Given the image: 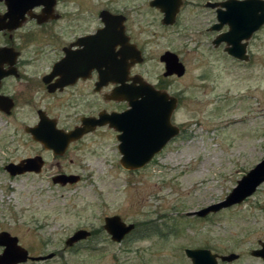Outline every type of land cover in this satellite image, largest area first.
<instances>
[{"label":"rangeland","instance_id":"1","mask_svg":"<svg viewBox=\"0 0 264 264\" xmlns=\"http://www.w3.org/2000/svg\"><path fill=\"white\" fill-rule=\"evenodd\" d=\"M149 1L61 0L58 11L61 24L75 14L89 24L103 5L126 9L136 20L133 29L144 54L136 70L179 96L174 119L182 133L139 169L119 165L113 140L101 133L74 146L62 166H52L49 153L23 130L32 113L21 103L9 129L0 123V220L10 221L24 242L57 251L50 264H191L184 248L239 256L220 264H264L250 254L264 241V182L239 204L205 217L187 214L223 199L264 158V28L252 40L254 61L240 65L212 45L214 14L195 0H184L179 21L167 26ZM165 50L183 63L181 76L162 75L159 55ZM35 154L46 158L41 176L12 177L2 168ZM58 170L79 174L80 180L55 186L45 174ZM113 214L138 224L131 240L109 238L103 223ZM79 228L92 234L67 246L66 238Z\"/></svg>","mask_w":264,"mask_h":264},{"label":"flooded vegetation","instance_id":"2","mask_svg":"<svg viewBox=\"0 0 264 264\" xmlns=\"http://www.w3.org/2000/svg\"><path fill=\"white\" fill-rule=\"evenodd\" d=\"M49 1L52 2L49 11L45 4H39L28 9L23 16H18V11L11 13L5 2L0 1V26H3L0 29V123H5L4 130L7 125L9 129V121L12 117H16L19 108L23 105L29 106L32 114L27 117L28 122L24 123L23 130L46 153H49L54 160L52 166H62L60 161L70 154L74 146L81 145L85 140H90L92 136L99 133L111 137L115 152L118 155L119 165L123 166L121 164L122 150L128 151L130 146L132 147V140L130 136L127 138L126 132L129 133L130 130L139 127V123H137L138 101L140 99L138 79L141 75L136 68L143 61L144 54L142 55L143 50H141L142 48H140L135 37L136 31L133 29L136 20L131 18L129 12L126 9L123 10L122 7L113 9L103 5L102 8L94 11L95 18L90 20L89 24L86 19L74 18L76 14L67 19L66 24H61L63 13L58 11L61 0ZM221 1L225 0L193 1L195 5H201L214 14V20L209 26V30L219 22L218 9L221 8L220 5L212 7L209 4ZM253 1L259 3V0ZM183 5H186V2L181 0L173 25L179 21ZM155 8L161 14V23L165 26L172 25L165 24L163 12L159 8ZM102 11H108L115 18L103 19L101 17ZM91 22L93 24H90ZM263 28L264 23L252 31L247 39L240 41L244 50L240 58L226 50V48L234 47L232 44L228 45L225 41L214 42L219 34L228 29L227 25L216 31L211 42L214 47L221 48L231 61L240 65H250L255 56L251 50L252 40ZM27 51H30L31 55L26 54ZM136 52H139L142 57L140 62L138 61L139 53L136 56ZM163 53L159 55V61L164 67V62L160 60ZM107 58L110 60L109 67L106 66ZM31 67L33 70L39 69V71L36 73L30 71ZM31 72L32 74H29ZM169 76L176 75L164 77L169 78ZM150 84L156 90L166 92L169 96L176 98V106L171 113L170 122L177 127L178 133L169 139L157 153L159 154L182 133L181 124L174 119V114L180 105V98L178 95L171 94L164 82ZM122 88L131 90L130 95L136 103V108L129 105L127 99L121 97L129 95L128 93L117 92ZM167 100L169 101V98ZM131 106L136 113V117L133 116L134 120L128 121L129 119H127L125 123L121 121L116 125L103 121L109 114H114L122 120L123 116H117V114L123 113ZM39 124L43 126L42 129H48L44 131L45 134L67 135L75 130L81 133L67 141L62 151H54L34 139L31 129ZM53 143L58 146L64 144L57 137ZM156 155L152 157L150 162ZM36 156L41 157L43 162L38 171L26 170L11 174L6 169L8 163H18L25 158ZM68 162L73 165L75 160L68 158ZM45 165L46 158L40 154H35L23 157L18 161H9L2 168L8 176L12 177L21 175L41 176L46 171ZM61 174L78 175V181L80 180L79 174L63 170L45 174V176L53 185L60 187H69L78 182L61 184L59 181H54V178ZM118 216L125 225L133 224L132 229L124 234L119 241L111 239L110 234L104 228V223L103 229L112 241L122 243L133 238L138 224L125 221L120 215ZM149 224L151 223H148L147 226ZM35 226L36 228L43 227L40 223ZM12 227L14 226L10 221H7L5 217L1 218L0 255L7 253L11 258L3 263L0 261V264H50L58 257V252L55 250L45 251L46 244L42 242H24ZM80 229L86 230L84 228L77 230ZM147 229H152V226ZM88 232L89 235L86 238L92 234L91 231ZM77 242L72 243L71 246ZM66 245L70 246L69 244ZM17 257L19 258L14 260Z\"/></svg>","mask_w":264,"mask_h":264},{"label":"water","instance_id":"3","mask_svg":"<svg viewBox=\"0 0 264 264\" xmlns=\"http://www.w3.org/2000/svg\"><path fill=\"white\" fill-rule=\"evenodd\" d=\"M4 1L8 10L13 13L18 11V16H23L24 13L32 8L34 5L45 4L48 8L52 2L49 0H0ZM254 3L253 0H225L218 3H210L209 5L215 7L220 5L218 9L219 22L214 24L210 29L219 30L224 25L228 26V29L219 34L214 42L219 43L225 41L226 44H232L234 47L226 48V50L236 56L242 57L241 54L244 51L243 45L240 44L242 39H247L251 32L257 29L264 23V1H258ZM181 4V0H151L150 6L157 7L163 12V22L165 24H172L175 19L178 7ZM101 17L103 19H113L114 15H111L108 11H102ZM110 27V25H107ZM3 26H0V29ZM139 52H136V56ZM142 57L140 53L138 55V61L140 62ZM160 60L164 62V76L177 75L181 76L185 67L179 60L176 53L172 51H165ZM109 59L107 58L106 66L109 67ZM109 73V72H108ZM139 112L137 123L139 127L126 132L127 138L130 136L132 140V147L126 151L122 150L121 164L125 169H139L148 163L151 158L160 151V149L166 144V142L172 138L178 129L176 126L170 123V116L173 109L176 106V98L169 96L166 92L156 90L150 83L145 81L139 76ZM117 92L129 95L121 96L123 99H127L129 105L135 106V101L132 100L131 90L122 88ZM169 98V101L167 100ZM132 106L123 113L117 114V116H123L122 120L116 117L114 114L107 115L103 121L110 122L112 125H116L118 122H126L134 120L136 113L133 111ZM132 116V118H131ZM101 123V122H100ZM40 124L31 129L34 139L42 142L45 147L52 148L54 151H62L67 141L73 139L79 133L78 130L71 131L67 135L51 133L45 134L44 131L48 129H42ZM58 138L60 142L64 144L58 146L53 143L55 138ZM126 138V139H127ZM42 159L39 156L25 158L18 163H8L6 169L11 173H21L26 170L38 171L42 166ZM79 179L78 175H66L61 174L54 178V181H59L61 184L66 182L75 183ZM264 182V158H262L255 166L248 170L245 174L237 180L236 184L225 195V197L217 202L209 204L198 210L187 212L188 215H195L198 217H205L209 213L217 212L223 208L230 207L235 204H239L247 197L252 195L256 188ZM133 227V224L125 225L118 215L107 216L104 219V228L110 234L111 239L119 241L124 234L129 232ZM89 235L87 230H77L70 237L66 239V244L71 245L80 239H84ZM186 257L190 260L191 264H220V262H230L236 260L239 256L236 253L230 252L228 254H217L211 252L207 248H185ZM7 253L0 255V261L3 263L7 259L11 258ZM15 254V253H14ZM250 254L254 257L261 258L264 263V241L259 242V247L252 249ZM16 256V255H14ZM15 258L14 260L18 259Z\"/></svg>","mask_w":264,"mask_h":264},{"label":"trees","instance_id":"4","mask_svg":"<svg viewBox=\"0 0 264 264\" xmlns=\"http://www.w3.org/2000/svg\"><path fill=\"white\" fill-rule=\"evenodd\" d=\"M156 232V231H155Z\"/></svg>","mask_w":264,"mask_h":264}]
</instances>
